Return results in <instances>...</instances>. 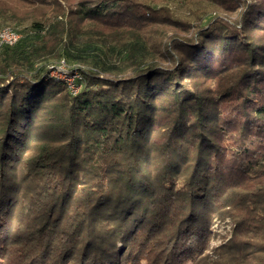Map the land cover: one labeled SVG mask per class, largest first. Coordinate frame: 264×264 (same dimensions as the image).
I'll return each mask as SVG.
<instances>
[{"label": "trees", "instance_id": "1", "mask_svg": "<svg viewBox=\"0 0 264 264\" xmlns=\"http://www.w3.org/2000/svg\"><path fill=\"white\" fill-rule=\"evenodd\" d=\"M219 1L244 6L239 21L186 24L172 66L140 35L114 46L119 62L92 39L62 43L69 60L130 70L91 71L75 95L35 64L50 52L42 22L0 47V264H264V101L250 98L264 91V0ZM128 10L95 0L84 14ZM232 71L217 85L232 106L186 84ZM223 211L235 225L213 256Z\"/></svg>", "mask_w": 264, "mask_h": 264}, {"label": "rangeland", "instance_id": "2", "mask_svg": "<svg viewBox=\"0 0 264 264\" xmlns=\"http://www.w3.org/2000/svg\"><path fill=\"white\" fill-rule=\"evenodd\" d=\"M224 1L226 2V0ZM120 2L128 5L130 10L101 15L98 19H92L86 17L84 11L94 7L95 0H0V28L10 26L20 30V33L24 35L34 33L31 27L33 21L42 22L44 27L41 34L48 47L47 51L50 52L37 59L35 64L38 66L45 63L48 70L51 71V76L66 82L70 93L75 95L84 88L87 74L91 71L97 72L101 77L116 79L125 76L130 70L128 68L124 72H103L98 71L90 61L69 60L61 55L63 44L68 45L70 42L81 44L87 39H92L98 48L108 53L106 60L111 62V60H117V55L113 50L114 46H120L130 37L140 35L147 43L151 58L159 61L161 66L167 67L174 65L170 56H175L178 59L179 52L173 49L175 43L172 40L178 36H185L188 32L186 24L196 21L200 16H206V19L211 16H219L230 23L239 21L240 15L245 9L240 5L241 7L234 12H229L219 0H120ZM65 25L71 26L74 33L63 31L58 34L57 31H62ZM121 65L122 63H120ZM233 72L217 76L222 81L218 78L207 81L201 76L187 79L186 84L194 90L206 88L218 100L222 98L224 102L232 106L242 101L241 98L236 103L235 99L230 100V97L228 100L227 97L223 99L225 94L217 91V85H229L234 78ZM257 96L260 98L259 101L258 97L251 95L250 98L258 103L264 101V91L258 92ZM227 113L232 114L234 111L231 109ZM50 133L51 135L55 134L54 132ZM234 147L229 144L228 150L235 151ZM234 225L235 221L226 211L218 213L214 217L209 254L214 256L216 248L231 237ZM123 260L129 262L127 257H124ZM129 264L138 263L132 261ZM139 264H148V262L143 260ZM186 264H193V262L188 261Z\"/></svg>", "mask_w": 264, "mask_h": 264}, {"label": "built area", "instance_id": "3", "mask_svg": "<svg viewBox=\"0 0 264 264\" xmlns=\"http://www.w3.org/2000/svg\"><path fill=\"white\" fill-rule=\"evenodd\" d=\"M21 33L10 26L0 28V47L2 45H14L21 38Z\"/></svg>", "mask_w": 264, "mask_h": 264}]
</instances>
